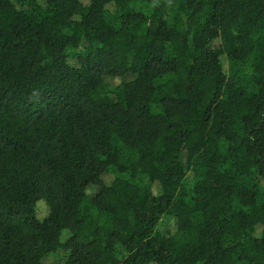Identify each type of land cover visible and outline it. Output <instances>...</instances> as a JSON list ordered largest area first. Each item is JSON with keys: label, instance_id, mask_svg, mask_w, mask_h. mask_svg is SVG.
Instances as JSON below:
<instances>
[{"label": "trees", "instance_id": "16d2710c", "mask_svg": "<svg viewBox=\"0 0 264 264\" xmlns=\"http://www.w3.org/2000/svg\"><path fill=\"white\" fill-rule=\"evenodd\" d=\"M0 264H264V0H0Z\"/></svg>", "mask_w": 264, "mask_h": 264}, {"label": "rangeland", "instance_id": "374dc122", "mask_svg": "<svg viewBox=\"0 0 264 264\" xmlns=\"http://www.w3.org/2000/svg\"><path fill=\"white\" fill-rule=\"evenodd\" d=\"M45 212V210L42 211V213Z\"/></svg>", "mask_w": 264, "mask_h": 264}]
</instances>
